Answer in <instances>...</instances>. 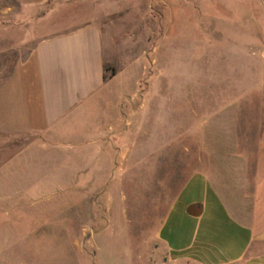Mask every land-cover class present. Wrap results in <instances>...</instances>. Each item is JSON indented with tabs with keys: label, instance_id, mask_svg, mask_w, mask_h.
<instances>
[{
	"label": "rangeland",
	"instance_id": "obj_1",
	"mask_svg": "<svg viewBox=\"0 0 264 264\" xmlns=\"http://www.w3.org/2000/svg\"><path fill=\"white\" fill-rule=\"evenodd\" d=\"M65 1L0 42V264H178L158 231L187 179L240 218L264 169V0ZM91 21L106 112L91 102L43 137L34 44ZM87 125L110 127L102 146Z\"/></svg>",
	"mask_w": 264,
	"mask_h": 264
},
{
	"label": "crops",
	"instance_id": "obj_2",
	"mask_svg": "<svg viewBox=\"0 0 264 264\" xmlns=\"http://www.w3.org/2000/svg\"><path fill=\"white\" fill-rule=\"evenodd\" d=\"M52 2L0 0V42L4 43V35L10 30L6 25L29 26L45 15L37 14ZM59 8L51 6L49 12L57 13ZM33 9H39L37 14L30 13ZM32 65L37 111L32 120L43 137H60V130L91 102L97 110L106 112V108L97 105L105 98L108 82L103 32L95 21L81 22L38 39L32 50ZM91 128L85 127L89 136L93 133ZM103 131H110V127H98L88 147L103 145L102 140L107 137L101 134ZM246 202L241 205L240 219L204 174L191 175L172 201L158 231V241L165 247L167 258L178 264H264L263 168Z\"/></svg>",
	"mask_w": 264,
	"mask_h": 264
}]
</instances>
